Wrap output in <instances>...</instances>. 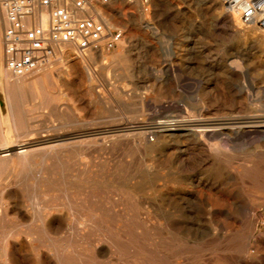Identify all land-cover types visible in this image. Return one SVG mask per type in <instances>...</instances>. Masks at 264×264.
<instances>
[{
	"label": "rangeland",
	"instance_id": "rangeland-1",
	"mask_svg": "<svg viewBox=\"0 0 264 264\" xmlns=\"http://www.w3.org/2000/svg\"><path fill=\"white\" fill-rule=\"evenodd\" d=\"M106 10L125 30L120 46L42 70L47 103L31 88L17 102L26 113L20 123L34 131L22 139L83 133L81 139L100 142L73 158L47 153L42 165L38 158L26 173L0 181L12 194L0 199V209L21 214L0 217V246L8 234L17 244L12 264H264L261 135L228 149L191 139L187 148L171 143L135 150L136 136L118 134L119 143L105 151L104 134L87 135L127 127L138 117L152 126L161 110L151 106L157 100L166 108L161 118H203L212 125L229 115H255L264 123V28L243 25L232 14L228 19L219 2L206 0H150L148 11L142 0H111ZM2 12L0 6V43ZM236 18L243 31L231 25ZM45 175L53 176L49 189L41 182ZM0 256L5 264L1 247Z\"/></svg>",
	"mask_w": 264,
	"mask_h": 264
},
{
	"label": "bare ground",
	"instance_id": "bare-ground-1",
	"mask_svg": "<svg viewBox=\"0 0 264 264\" xmlns=\"http://www.w3.org/2000/svg\"><path fill=\"white\" fill-rule=\"evenodd\" d=\"M206 1L209 3L212 2V4L219 2L218 0H206ZM113 2H114V0H112V3ZM219 3L222 5L223 9L225 10L223 4L221 2H219ZM114 4H116V2ZM225 12L228 15L227 18L230 19L231 18L229 16L230 13H228L226 10H225ZM2 13L4 14V12H2ZM129 14H127V15H129ZM149 14H150L149 12L146 13L147 16H149ZM120 15L121 14H117V16H119V17H120ZM134 16H135V14H134ZM130 17H132V14ZM130 17L128 18L129 20H131ZM110 19L113 20V18H111V17H110ZM123 20H127V18L126 19L124 18ZM4 21H5V17H4ZM130 22H132V21H130ZM231 22H232L231 25L234 28H236L237 30H242V26H241L240 22L237 20V18L235 20L231 19ZM147 27L149 29H152L153 32L156 30L155 27L150 22H147ZM1 30H2V25H1V21H0V33H1ZM262 37L264 40V35ZM0 47H1V62L0 63L2 64L3 68L5 69V67L2 63V41L0 43ZM80 58L82 59V57H80ZM1 64H0V66H1ZM235 65H237V63ZM4 69H2V67H0V76H2L1 72L6 73V75L4 74V77L6 80V81L4 80L5 81L4 85L1 84V82H0V91L2 90V93L4 95L3 98L5 101L7 113L3 114L2 110H1V106H0V181L3 180L5 177H7V179H8L7 182H9V177L13 178L15 172L17 174L19 172L21 175L26 173L25 172L26 168L36 166L38 164L37 163L38 158H40L41 162H42V160L47 157V155H46L47 153H52L51 156L54 159L55 158L56 159L57 158L65 159V158H69V157L73 158V156H74L73 152L74 153L82 152L83 148L89 149L92 146L96 145L98 142H100V140H98V139H90V140L89 139H81V137L84 136L83 133L81 135H76V134L74 136L71 135L70 137H65V136L61 137L60 136L61 138L59 137L58 139L54 138L52 140L50 139V140H46V141L42 140L40 142H38V141L37 142H35V141L31 142V139L34 135V131L31 129L30 124L28 126H25L24 124L20 123V119H25L24 115L26 113H24V115H22L20 113L18 106H17V102H18L19 98L22 97V94H24L26 92L28 93V91H26L28 88H31L33 90V94H35V96H36L37 91L39 89L46 90V86L41 85L42 83L41 84L38 83L37 75H35L34 73H32L30 75H25V76H15L11 72H9L8 70H6V69L4 70ZM38 77H40V76H38ZM1 79H3V78H1ZM14 79H17V80L13 81ZM23 106H24V108L27 107L25 105H23ZM23 106H22V108H23ZM151 106L159 107L161 109L160 111L158 110L159 116L156 118L157 120L155 119V122L153 123L152 126H147L144 123H138V122H140V121H138V119H139V117H138L136 122L128 123L127 127L120 128V129L119 128H117V129L116 128H108L106 130H100V131L96 130L95 132L89 131L90 133L87 131L89 133L87 135L93 134V135L98 136L99 134H104V137H103L104 139H102V141H101V143H102L101 149L104 151L108 150V149H113V147H115L116 144L119 143V141H118L119 139H116V135L118 136V134H126L125 135L126 137H127V135H133L134 137L136 136L137 137L136 141L134 140V138L132 139V144L134 143L133 140L135 141V143L133 144L135 150H136V148L142 149V150L143 149L149 150L155 144L157 146L160 145L162 147H166L169 144L170 145L178 144V145H182L184 148H187L186 143L188 142V140H191V139L197 141L198 143L203 144V146L206 144L208 146H211L212 150L218 149V148L228 149V147L231 146L230 143L237 142L243 138H246V139L253 138V137L259 138L261 135L263 140H264V123L258 121L259 116L254 115V116H251L250 118L246 119L243 117H234L232 115H229V116H225V118H226L225 120H222L221 122L217 121L216 123L212 122V125H211L210 123H208V121L206 119H203V118H192V117L187 118V117H185L181 120H177L174 117H170V116L161 118V112H164L166 108L161 107V101L160 100H157V102H154L153 105H151ZM167 110H168V108H167ZM23 111L25 112V110H23ZM28 116H30V115H28ZM31 116H32V114H31ZM223 118H224V116H223ZM26 119H27V117H26ZM213 119L214 118H211V120H213ZM139 120H141V118ZM246 120H249V121H246ZM141 121H144L143 117H142ZM153 121H154V119H153ZM150 123H152V121ZM108 127H109V125H108ZM78 130H80V129H78ZM84 133H86V132H84ZM59 134H61V133L59 132ZM68 134H69V132H68ZM65 135H66V133H65ZM93 135H92V137H93ZM26 136L28 138H31V139H28V138H27L28 140H25L26 138L22 139V137H26ZM150 136H152V138L154 137L153 139H151V140H153V142L149 140ZM121 137H119V138H121ZM123 137H124V135H123ZM93 140H95L97 142H94ZM27 141H29V142H27ZM24 142H27V143H24ZM121 142H123V140ZM171 143H173V144H171ZM237 148H236V151L237 150L239 151L243 147L242 148L240 147L241 149L240 148L237 149ZM230 150H232V149H230ZM79 155H80V153H79ZM78 161L79 160H77V162ZM61 162L62 161H60V163ZM52 163H54V161ZM58 163H59V161H58ZM42 164H43V162L41 163V165ZM45 164H48V163H45ZM77 164H79V163H77ZM60 167H61V165H60ZM85 167H86V165H85ZM85 167H84V170H85ZM113 167L116 168L117 166L116 167L113 166ZM9 168H10V173H9ZM78 169L80 170L79 167L77 168V171H78ZM50 171H54V170H50ZM33 172L34 171H32V173ZM29 173H31V172H29ZM51 174L52 173H50V176H51ZM50 176L45 175V177H43L41 179V182L43 181L45 183V186L47 189L51 188V179L53 176L52 177H50ZM6 180H5V182H6ZM37 184H38L37 182L33 183V185H37ZM52 185H54V184L52 183ZM11 197H12V194H9L8 186L5 189H0V199L6 198L7 200H9ZM33 200H35V199L33 198ZM1 208H2V206H1ZM37 213H38V210H37ZM9 214H13L16 216L18 215L21 217V214L18 212H13V211L10 212L9 210H7L5 212L4 210L0 209V217H3L5 215H9ZM79 214H80V212H79ZM75 216H76V214H75ZM41 217L43 218V216H41ZM22 218H25V217L23 216ZM36 218H37V216H36ZM39 218H37V219H39ZM42 218H40V219H42ZM37 219L35 220V222H38ZM23 221H25V220H23ZM22 224H24V223L22 222ZM42 225H43V223H42ZM44 225L46 226V228L49 232H52L51 230L53 229V227H52L51 221H49V220L45 221ZM77 226H79V225H77ZM25 227H27V226H25ZM77 233H79V232H77ZM10 234H12V232ZM9 239H10V235L8 234L4 237L3 245L0 246L2 248L3 254L6 257V260L3 261L5 264H12L11 259H10L11 258L10 253L17 250V244L14 241L10 242ZM36 239H37V237H36ZM43 243H45V242L43 241ZM12 259H13V257H12Z\"/></svg>",
	"mask_w": 264,
	"mask_h": 264
},
{
	"label": "built area",
	"instance_id": "built-area-1",
	"mask_svg": "<svg viewBox=\"0 0 264 264\" xmlns=\"http://www.w3.org/2000/svg\"><path fill=\"white\" fill-rule=\"evenodd\" d=\"M246 26L264 28V0H218ZM111 0H0L4 67L15 76L30 75L75 56L104 54L120 46L125 30L114 24ZM145 11L150 0H142Z\"/></svg>",
	"mask_w": 264,
	"mask_h": 264
},
{
	"label": "crops",
	"instance_id": "crops-1",
	"mask_svg": "<svg viewBox=\"0 0 264 264\" xmlns=\"http://www.w3.org/2000/svg\"><path fill=\"white\" fill-rule=\"evenodd\" d=\"M74 54V52L73 51H70L69 53H68V55H67V60L68 61H70L72 58H75V57H78V56H75V57H71L72 55ZM79 57H82L83 59L85 58V57H83V56H79ZM85 60V59H84ZM87 61H88V59H86ZM39 75H38V74ZM34 72V74L35 75H37V79H38V83L39 84H41V85H45L46 86V84L44 83V80H45V77L48 75V73H42V72ZM38 76H40V77H38ZM47 87V86H46ZM39 92V93H38ZM48 94H49V92H47V90H43V89H39L38 91H37V94H36V97H40V99L42 100V104H46L47 102H45V101H47L48 100V98H46L47 96H48ZM21 95V94H20ZM90 101L91 102H94V100L91 98L90 99Z\"/></svg>",
	"mask_w": 264,
	"mask_h": 264
},
{
	"label": "water",
	"instance_id": "water-1",
	"mask_svg": "<svg viewBox=\"0 0 264 264\" xmlns=\"http://www.w3.org/2000/svg\"><path fill=\"white\" fill-rule=\"evenodd\" d=\"M0 106H1V110H2V113L5 114L7 113V110H6V105H5V101H4V98H3V93H2V90L0 91Z\"/></svg>",
	"mask_w": 264,
	"mask_h": 264
}]
</instances>
